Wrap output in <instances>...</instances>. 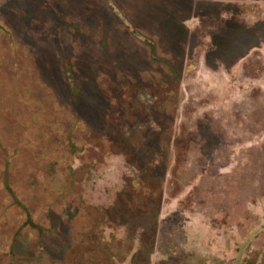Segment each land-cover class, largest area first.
Returning <instances> with one entry per match:
<instances>
[{
  "label": "rangeland",
  "instance_id": "obj_1",
  "mask_svg": "<svg viewBox=\"0 0 264 264\" xmlns=\"http://www.w3.org/2000/svg\"><path fill=\"white\" fill-rule=\"evenodd\" d=\"M0 264H264V0H0Z\"/></svg>",
  "mask_w": 264,
  "mask_h": 264
}]
</instances>
